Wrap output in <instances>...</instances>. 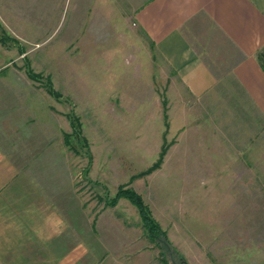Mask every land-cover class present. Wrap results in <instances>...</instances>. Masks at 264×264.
<instances>
[{
    "label": "rangeland",
    "instance_id": "rangeland-1",
    "mask_svg": "<svg viewBox=\"0 0 264 264\" xmlns=\"http://www.w3.org/2000/svg\"><path fill=\"white\" fill-rule=\"evenodd\" d=\"M141 1L0 0L17 92L63 144L49 168L96 216L119 185L142 196L168 240L138 229L143 264H264V117L232 79L191 96L135 26ZM118 201L112 216L141 222Z\"/></svg>",
    "mask_w": 264,
    "mask_h": 264
},
{
    "label": "crops",
    "instance_id": "crops-1",
    "mask_svg": "<svg viewBox=\"0 0 264 264\" xmlns=\"http://www.w3.org/2000/svg\"><path fill=\"white\" fill-rule=\"evenodd\" d=\"M133 20L191 96L214 99L232 79L264 117V0H143ZM9 52L0 46V264H143L142 223L112 216L117 204L96 216L49 168L63 144L17 92Z\"/></svg>",
    "mask_w": 264,
    "mask_h": 264
},
{
    "label": "trees",
    "instance_id": "trees-1",
    "mask_svg": "<svg viewBox=\"0 0 264 264\" xmlns=\"http://www.w3.org/2000/svg\"><path fill=\"white\" fill-rule=\"evenodd\" d=\"M256 55L260 65L264 69V45L257 52ZM54 95L58 97L59 94L56 93ZM73 119L76 120V125L79 126L78 118L74 117ZM82 140L85 144L87 143L84 137H82ZM165 149L166 147H162L158 160L148 169L138 173V175L147 174L153 171L154 169L158 168L160 163L162 162V155ZM120 198L127 199L131 204H133L137 208L141 223L147 230L148 236L152 241H155V243L159 244V240L161 238L167 240L165 232L161 229L158 222L151 216L148 206L144 203L142 196L138 192H136L132 188L126 187L125 185H119L114 195L109 199L104 198V200L107 203V206L112 207L117 204ZM165 259V257L162 258L163 261H165Z\"/></svg>",
    "mask_w": 264,
    "mask_h": 264
}]
</instances>
